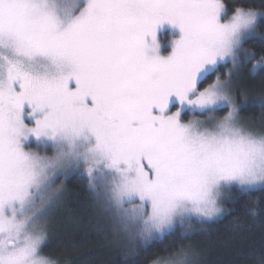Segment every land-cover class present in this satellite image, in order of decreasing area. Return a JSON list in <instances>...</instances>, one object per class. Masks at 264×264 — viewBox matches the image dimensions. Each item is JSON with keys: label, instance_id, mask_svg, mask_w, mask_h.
Masks as SVG:
<instances>
[{"label": "snow or ice", "instance_id": "snow-or-ice-1", "mask_svg": "<svg viewBox=\"0 0 264 264\" xmlns=\"http://www.w3.org/2000/svg\"><path fill=\"white\" fill-rule=\"evenodd\" d=\"M260 17L228 16L222 0H0V264H55L37 199L51 203L73 171L141 245L177 219L217 217L233 186L264 189V130L240 115L264 111V94L249 100L233 79L249 61L264 71L244 48ZM153 264L193 253L180 245Z\"/></svg>", "mask_w": 264, "mask_h": 264}, {"label": "trees", "instance_id": "trees-1", "mask_svg": "<svg viewBox=\"0 0 264 264\" xmlns=\"http://www.w3.org/2000/svg\"><path fill=\"white\" fill-rule=\"evenodd\" d=\"M222 3L230 15L236 7L264 10V0H222ZM260 33H264V17L258 18L256 34L244 44L245 49L255 53L257 60L264 55V39L259 38ZM252 63L249 61L240 67L242 88L249 100L264 94V71L253 75L259 69H252ZM228 68L230 64L218 70L223 76ZM240 115L242 120L256 124L259 131L264 130V111L254 103L245 105ZM64 185L62 199L50 214L43 245V254L55 264H153L157 257L168 256L177 246L188 248L204 243L212 246L214 254L208 252L203 264H264V189L259 187L250 192L233 187L232 198L223 200L224 211L213 221L204 222L200 227L194 223L189 232L176 227L147 245L138 242L132 247L129 243L134 238L130 236L124 241L122 237L120 226L126 220L116 210L112 212L114 206L106 202L102 190L90 188L87 175L72 174ZM102 206L107 208L103 213ZM107 211L112 213L113 226L120 239L111 246L105 226L109 224L104 215Z\"/></svg>", "mask_w": 264, "mask_h": 264}, {"label": "rangeland", "instance_id": "rangeland-1", "mask_svg": "<svg viewBox=\"0 0 264 264\" xmlns=\"http://www.w3.org/2000/svg\"><path fill=\"white\" fill-rule=\"evenodd\" d=\"M226 13H227V15H230V14H228V12H226ZM158 39L160 40V42L162 44V48H167L168 47V42L172 39V36L170 35L169 31L165 29V30H162L160 33H158ZM231 67L232 66L230 64V68ZM228 70H229V68H228ZM241 78L242 77L240 76V68H239L237 74L234 76L233 79H234L235 85L243 90L242 87L244 85H242L243 80ZM186 119H187V117H186ZM243 122L250 129L259 132L258 128L256 129V124L254 125L248 119H243ZM32 148L35 149L36 145L32 144ZM42 154L52 155V152L50 150H47L46 152H44ZM75 173H77V174L80 173L82 175H86V174H83L82 172L73 171V172H71L69 174L61 175L55 180V183H54V185L52 187H53V189H57L58 188L59 191L56 192V194L53 197L51 203L47 202L46 194H45V200L43 202L39 198L37 199V205L40 206L43 203V207L45 208V213H44L42 222L46 226V238H47V234H48L47 228H48L49 222H50V219H49L50 218V214L52 213V210L54 208H56V206L58 205V203L62 199V194H63L64 188H65L64 182H65V180L67 179L68 176H70L72 174H75ZM233 187H235V186H233ZM222 207H223V204H222ZM106 209L107 208L105 206H102V210L101 209L100 210L103 213V210H106ZM115 210L117 211V215L121 216V218L125 221V219L122 217L120 211L117 208L114 207L112 209V212H114ZM222 213L220 215H222ZM104 215L108 218V222H109V224H107L105 226L107 228L108 233L110 234L109 236H110L111 240L108 239V238L107 239H108V242H109V244L111 246V245H113V242L115 244L116 240L118 241L120 239H119L118 235L116 234L117 232H115V228L113 226V222L114 221H113L112 213L107 211V212H104ZM220 215H218L217 217H219ZM217 217H215V218H217ZM215 218H213L211 220H200V219H198L196 217H191V218H185L183 221H181L180 219H177L173 223L171 229L169 231H167L166 233H169L171 230H173L176 227H180V228L182 227L183 229L185 228L187 230L189 228V225H191V229H193L194 223L198 224V226L200 227V225H203L204 222L213 221ZM120 227H122L121 231L123 233L122 237L124 238L123 239L124 241H126V238H130V236H132L134 239L132 240V243H129L130 245H132V247L135 246L138 242H140V239H139V236H138V227L133 221L126 220L125 225L124 226H120ZM157 238H159V237H157ZM154 239H156V238H154ZM45 241H46V239H45ZM187 249H189L193 253L194 264H203V262H205V259L208 258L207 257V253L208 252H212L211 254H214V252L212 250V246H210L208 244H205V243L204 244L195 245V246L193 245V246L188 247Z\"/></svg>", "mask_w": 264, "mask_h": 264}]
</instances>
